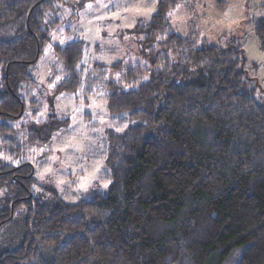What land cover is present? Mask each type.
Returning a JSON list of instances; mask_svg holds the SVG:
<instances>
[{
	"label": "trees",
	"instance_id": "16d2710c",
	"mask_svg": "<svg viewBox=\"0 0 264 264\" xmlns=\"http://www.w3.org/2000/svg\"><path fill=\"white\" fill-rule=\"evenodd\" d=\"M90 1L0 0V230L20 239L0 248V264H264V93L234 38L217 45L172 30L167 11L181 0H158L132 29L148 67L92 61L97 72L84 75L83 39L53 45L63 73L54 94L100 84L106 108L127 126L107 131L106 191L76 201L33 194L20 131L41 145L66 119L17 127L37 103L23 93L36 83L59 7Z\"/></svg>",
	"mask_w": 264,
	"mask_h": 264
},
{
	"label": "rangeland",
	"instance_id": "374dc122",
	"mask_svg": "<svg viewBox=\"0 0 264 264\" xmlns=\"http://www.w3.org/2000/svg\"><path fill=\"white\" fill-rule=\"evenodd\" d=\"M260 1L181 0L167 11V18L173 31L182 34L193 31L199 37V42L205 39L208 43L224 45L227 40L234 38L246 56L248 75L264 93V48L260 46L254 31V20L261 13L258 5ZM157 2L158 0H92L79 9L60 6L57 10L59 22L52 28L50 39L33 70L36 83L28 86L23 93L27 101L35 99L37 103L27 108L22 122H16V126L20 127L21 123L44 120L52 114L66 119L65 124L41 145L29 144L24 131H20L19 146L24 158L34 167V195L46 201L64 199V195L69 192L68 186H60L64 189L62 193L56 186V177L65 175L74 180L86 179L88 191L103 190L93 186L99 185L103 179H110L105 164L107 131L127 124L108 111L104 88L100 84L95 85L91 92L85 91L84 84L76 92L54 94L53 87L63 73L53 45L64 44L75 38L83 39L86 42L81 61L84 75L97 72L92 68V61L111 64L120 60L125 65L148 67L149 62L143 56L139 43L143 35L132 29L137 24L150 20L156 6L151 12L145 9ZM241 4L246 19L240 18ZM107 76L118 79L119 74L107 69L105 77ZM34 107H37L35 115L32 114ZM42 111L43 116L40 115ZM7 157L11 158L9 155ZM10 160L17 162L16 159ZM80 164L84 167H79ZM46 167L52 171L44 173V179L41 180L38 174L43 173ZM90 173L94 175L90 176ZM71 194L78 193L72 191ZM86 194L81 191L79 195L81 197ZM19 241L13 230H0V248L12 247Z\"/></svg>",
	"mask_w": 264,
	"mask_h": 264
},
{
	"label": "clouds",
	"instance_id": "9594fccd",
	"mask_svg": "<svg viewBox=\"0 0 264 264\" xmlns=\"http://www.w3.org/2000/svg\"><path fill=\"white\" fill-rule=\"evenodd\" d=\"M155 4H152L151 7H148L145 9V11L147 12H151L154 8H155ZM240 18L241 19H246V17L243 16V4H241V13H240ZM233 23H236V21H233ZM59 77H57L58 79ZM147 77L146 76H141L140 79H146ZM127 87V86H126ZM45 110H46V106H45ZM125 115H127V112L125 111L124 113ZM41 116L44 115V112L42 111L40 113ZM127 125L126 124H121V126L117 129L118 131H123V128L126 127ZM7 159V157H6ZM53 159H55V157H53ZM79 167L83 168L84 165L83 164H80ZM52 169L51 168H44V171L43 173H39V178L41 180L44 179V173H47V172H51ZM55 175V174H54ZM90 176L91 175H94V173H90L89 174ZM110 179H103L101 180V183L97 186H93V188H101L103 190H107L108 187H109V183H110ZM64 184H67L68 186V189H69V192L68 194L64 195V199L65 200H68V201H76L77 199L80 198V193L81 191H83L84 194H86L88 192V182L86 179H83V180H74L73 177H69V176H58L56 177V186L58 188H60L61 192L63 193L64 192V189L61 188L60 186L61 185H64ZM72 191H76L78 194L77 195H72L71 192Z\"/></svg>",
	"mask_w": 264,
	"mask_h": 264
}]
</instances>
